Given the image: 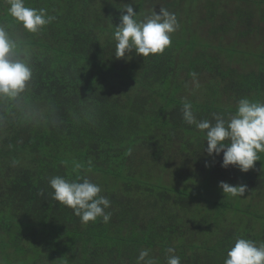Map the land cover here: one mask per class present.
<instances>
[{
    "label": "trees",
    "instance_id": "trees-1",
    "mask_svg": "<svg viewBox=\"0 0 264 264\" xmlns=\"http://www.w3.org/2000/svg\"><path fill=\"white\" fill-rule=\"evenodd\" d=\"M235 1L230 9L224 0H24L55 17L30 33L0 0V25L32 69L24 94L0 99V264H137L145 249L155 264L173 255L224 264L237 240L226 215L238 202L218 185L244 184L238 200L261 202L264 152L246 173L221 167L222 152L207 154L205 132L183 120L182 107L214 124L242 98L264 103V0ZM128 5L138 21L161 8L175 14L163 53L115 57ZM55 176L99 185L110 220L82 223L54 201ZM245 239L260 246L264 230Z\"/></svg>",
    "mask_w": 264,
    "mask_h": 264
},
{
    "label": "clouds",
    "instance_id": "clouds-1",
    "mask_svg": "<svg viewBox=\"0 0 264 264\" xmlns=\"http://www.w3.org/2000/svg\"><path fill=\"white\" fill-rule=\"evenodd\" d=\"M8 5V15L30 33H37L55 19L47 15L45 9L26 7L24 0H8ZM178 27L175 14L166 9L161 8L159 13L153 11L143 21H138L133 7L128 5L119 25L115 27L114 55L118 59L124 58L126 53L133 50L141 57L163 53L171 44L170 34ZM29 57L30 53L21 42L10 35L6 26L0 25V99L15 100L28 90L32 78ZM191 75L195 79L196 73ZM182 113L188 125H195L205 132L209 156L223 153L221 167L231 165L246 173L260 160L258 153L264 152V103L242 98L230 120L216 116L214 124L208 120L197 121L189 102L183 104ZM80 167L82 165L76 164V168ZM49 186L53 190L51 198L71 208L82 223L95 222L97 218H102L105 223L110 220L111 213L105 212L110 207V200L99 195V185L86 178L69 181L55 176L49 180ZM218 186L223 194L232 197H243L247 190L244 184L233 186L224 181ZM168 251L172 252L173 249ZM148 257L147 249L140 251L137 264H155ZM167 264H181L180 257H168ZM224 264H264V244L257 246L251 240L239 238L227 251Z\"/></svg>",
    "mask_w": 264,
    "mask_h": 264
},
{
    "label": "rangeland",
    "instance_id": "rangeland-1",
    "mask_svg": "<svg viewBox=\"0 0 264 264\" xmlns=\"http://www.w3.org/2000/svg\"><path fill=\"white\" fill-rule=\"evenodd\" d=\"M169 1V0H168ZM225 3H229L228 5H230V9L233 8V6H235L236 1L235 0H224ZM201 5V4H199ZM193 29V27H192ZM194 30V29H193ZM233 39L231 38V36H228V39ZM259 40V39H257ZM256 41V40H254ZM264 48V47H263ZM194 81H190V84H192ZM223 156V153H222ZM258 163V162H257ZM257 165V164H255ZM231 167V165H230ZM225 182V181H224ZM184 185H187L186 183H183ZM184 186H182L181 188H183ZM187 188V187H185ZM188 189V188H187ZM194 192H198L199 190V186L193 187ZM199 194H201V191H199ZM208 197L214 198V197H219V195L212 193V194H207ZM262 197V201L260 202L259 199H261L260 197H256V199H253V196L250 197V194H247L246 198L243 200H238L240 197H237V199H233L230 198L232 201L236 200V205L233 206L232 205V210L233 211H229L226 215V226H229V223L232 220L236 221L235 224V232L237 233V239L239 238H244L245 239V234L246 231H250L252 229L253 231H257V233H259L260 231H263L264 229V195L261 196ZM198 197L195 199L196 201ZM202 200V199H200ZM258 200V203H261L262 206L259 205L258 207V203H256ZM231 202V201H230ZM201 203L203 204V202L199 201V205H201ZM237 206V207H236ZM238 208V209H237ZM241 208V209H240ZM251 225L254 226V229L252 227H250ZM260 245L264 244V241L259 242ZM217 260H219V258H217Z\"/></svg>",
    "mask_w": 264,
    "mask_h": 264
}]
</instances>
